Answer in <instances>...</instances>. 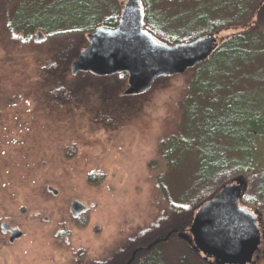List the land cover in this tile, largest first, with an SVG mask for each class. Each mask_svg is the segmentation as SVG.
Returning <instances> with one entry per match:
<instances>
[{"label": "trees", "instance_id": "trees-1", "mask_svg": "<svg viewBox=\"0 0 264 264\" xmlns=\"http://www.w3.org/2000/svg\"><path fill=\"white\" fill-rule=\"evenodd\" d=\"M140 1L145 29L167 45L191 42L228 29L237 32L220 39L208 60L189 71L181 89L177 135L163 141L165 168L177 169L186 162L191 165L188 168H193L179 194L173 196L167 191L166 181L170 178L165 173L156 177V219L137 229L106 259L83 264H128L135 248L143 250L130 264H205L178 234L149 251L145 245L171 230L186 231L199 205L224 185L241 179L245 188L240 204L258 216L264 227V0H187V9L178 0ZM66 2L0 0L2 57L7 61L28 55L38 57L40 66L32 80L37 85L40 106L84 114L92 100L96 108L94 124L107 132L115 131L146 94L121 95L126 73L112 77L90 73L72 76L70 66L87 48L89 33L117 26L121 3L85 0L76 14L51 19L42 14ZM26 7L35 12L34 17L22 13ZM37 31L44 37L40 41L34 37ZM176 77L157 79L153 88H164ZM101 179L93 173L87 183L94 185Z\"/></svg>", "mask_w": 264, "mask_h": 264}, {"label": "rangeland", "instance_id": "rangeland-1", "mask_svg": "<svg viewBox=\"0 0 264 264\" xmlns=\"http://www.w3.org/2000/svg\"><path fill=\"white\" fill-rule=\"evenodd\" d=\"M81 1L85 0H67L42 14L49 19L76 14ZM178 1L187 9V0ZM119 2L122 5L124 0ZM22 13L28 18L35 16L28 7ZM236 32L228 29L213 36L218 45L220 39ZM38 34L41 32H35L34 37ZM39 66L40 60L34 55L7 61L2 57L0 39V264L104 260L158 216L156 177L165 173L170 178L167 191L177 196L187 174H192L190 163L168 170L163 160V143L177 135L178 103L190 70L177 75L164 88L152 86L137 108L116 126L118 129L107 132L94 124L96 108L92 100L84 114L40 106L41 98L32 80ZM126 88L127 81L122 96ZM93 173L102 179L91 185L87 178ZM3 224L17 230L20 237L10 242V231L4 232ZM191 224L179 232L188 235ZM261 227L262 242L253 264H264ZM172 232L178 230L159 239ZM200 255L205 264H215L214 259Z\"/></svg>", "mask_w": 264, "mask_h": 264}, {"label": "water", "instance_id": "water-1", "mask_svg": "<svg viewBox=\"0 0 264 264\" xmlns=\"http://www.w3.org/2000/svg\"><path fill=\"white\" fill-rule=\"evenodd\" d=\"M145 16L140 0H124L115 28L100 27L87 35L88 47L70 66L72 76L90 73L97 77L127 74L125 96L146 94L154 82L184 74L204 63L217 46L214 36H206L187 43L167 45L159 42L145 29ZM41 34L36 36L40 41ZM244 182L222 187L193 217L188 235L178 234L196 253L214 259L215 264H253V256L261 244L262 230L259 219L240 206ZM10 231V242L20 237ZM165 238L156 240L149 251ZM175 234V233H174ZM134 251L130 264L137 252Z\"/></svg>", "mask_w": 264, "mask_h": 264}]
</instances>
